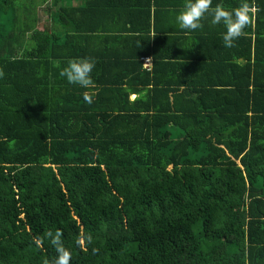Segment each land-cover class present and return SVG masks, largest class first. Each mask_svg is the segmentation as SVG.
Returning a JSON list of instances; mask_svg holds the SVG:
<instances>
[{"label": "trees", "instance_id": "1", "mask_svg": "<svg viewBox=\"0 0 264 264\" xmlns=\"http://www.w3.org/2000/svg\"><path fill=\"white\" fill-rule=\"evenodd\" d=\"M32 1L0 0V264L57 229L70 264H264V0L233 48L184 0H41L48 33ZM84 57L92 89L60 75Z\"/></svg>", "mask_w": 264, "mask_h": 264}, {"label": "clouds", "instance_id": "2", "mask_svg": "<svg viewBox=\"0 0 264 264\" xmlns=\"http://www.w3.org/2000/svg\"><path fill=\"white\" fill-rule=\"evenodd\" d=\"M259 9L249 0H242L240 5L235 8H227L222 3H217L213 7V0H184V6L179 14L176 16V21L181 29L195 31L203 27L201 23L206 16L211 17V24L219 25L223 23L226 32L223 35V43L227 48L236 47V41L245 35V29L248 28L252 22L253 17ZM144 59V58H143ZM149 59V58H148ZM151 63V60H150ZM143 65V62H142ZM96 66V61L92 57L76 58L68 61L67 67L60 71L62 77H66L67 82L74 85H79L85 89H92L95 87L92 79V71ZM5 76L3 68H0V79ZM85 92L83 99L87 103L93 102V96ZM51 244L54 246L57 253L53 259H46L43 264H70L72 253L65 247L62 240L63 233L57 229L55 234L47 233ZM92 244L93 237L91 234L82 235L76 243L78 245ZM99 250L92 248L93 254Z\"/></svg>", "mask_w": 264, "mask_h": 264}, {"label": "rangeland", "instance_id": "3", "mask_svg": "<svg viewBox=\"0 0 264 264\" xmlns=\"http://www.w3.org/2000/svg\"><path fill=\"white\" fill-rule=\"evenodd\" d=\"M30 16L37 20V31L41 33H48L50 30V20L48 14L52 12L53 8L47 7L41 0H34L31 3ZM134 97H131L133 100ZM225 247L221 246L211 257V261L215 262L224 258ZM224 264H243V256L229 257L225 259Z\"/></svg>", "mask_w": 264, "mask_h": 264}, {"label": "built area", "instance_id": "4", "mask_svg": "<svg viewBox=\"0 0 264 264\" xmlns=\"http://www.w3.org/2000/svg\"><path fill=\"white\" fill-rule=\"evenodd\" d=\"M142 62H143V69L147 71L150 70V67H151L150 59L144 58L142 59Z\"/></svg>", "mask_w": 264, "mask_h": 264}]
</instances>
